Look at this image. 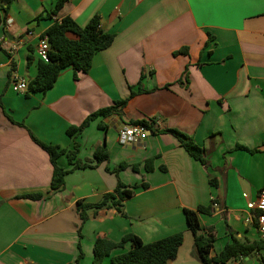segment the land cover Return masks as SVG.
<instances>
[{"label": "crops", "instance_id": "0c3cea01", "mask_svg": "<svg viewBox=\"0 0 264 264\" xmlns=\"http://www.w3.org/2000/svg\"><path fill=\"white\" fill-rule=\"evenodd\" d=\"M5 6L0 0V264H72L79 244L80 264H92L98 239L133 234L148 244L177 233L184 241L168 264H203L184 213L200 206L212 208L199 214L203 233L215 236L211 257L233 238L260 241L247 220L249 203L264 188V0H69L41 20L55 0H14L7 12ZM94 16L116 38L88 73L76 77L66 68L46 93L12 90L13 76L28 83L37 76L39 39L55 22L71 17L84 27ZM185 47L188 53H177ZM132 91L119 115L98 118L76 140L68 136L70 127ZM143 120L153 125L148 137L120 145L119 131ZM171 131L202 148L206 164ZM32 135L60 149L76 142L80 162L93 160L99 146L110 159L68 174L55 192L50 156ZM122 163L128 168L113 173ZM59 164L70 168L64 157ZM119 181L138 186L122 212L90 210L82 223L77 203L101 202ZM35 193L44 197L20 198ZM131 249L128 242L112 250L103 264ZM263 260L264 247L226 264Z\"/></svg>", "mask_w": 264, "mask_h": 264}, {"label": "trees", "instance_id": "16d2710c", "mask_svg": "<svg viewBox=\"0 0 264 264\" xmlns=\"http://www.w3.org/2000/svg\"><path fill=\"white\" fill-rule=\"evenodd\" d=\"M14 0H5L6 6L4 11L7 12ZM69 0H55V6L51 12L47 13L42 18H52L56 16L65 6ZM3 19L0 16V25ZM71 35L74 37L72 38ZM49 38L50 52L48 61L40 58L38 62L37 76L29 82L28 91L30 93H46L51 90L57 82L61 72L66 68H73L76 77L79 73H88L93 66V59L98 52L108 49L115 41V34L106 32L101 27V20L99 16H94L89 23L82 27L71 17H65L60 22H55L43 35ZM212 37L209 35L207 46L210 44ZM177 53H188V48L185 47ZM32 57H29V62ZM136 93L132 91L131 96L127 99L118 100L112 106L102 108L90 114L79 126L70 127L67 134L73 140L80 136L91 123L98 118H106L114 114H120L122 109L128 104L131 97ZM1 100V97H0ZM1 102V101H0ZM134 125H142L148 130H152V123L143 120ZM102 128V123L99 124ZM180 141L181 146L185 148L190 156L206 164L203 149L195 142L178 131H171ZM33 140L45 150L49 156L53 166V176L51 180L52 191H62L65 188L66 176L76 170L86 168H96L103 162H108L110 159L109 151L106 146H99L94 153V159L87 162H80L77 158L79 149L75 142L72 150L60 149L58 146L46 144L38 140L32 135ZM240 149L249 152L246 147L239 146ZM64 157L67 160L70 168H65L59 164V159ZM152 160L147 161L146 167L151 171ZM150 165V166H149ZM128 168L127 163H122L112 170L118 175L121 171ZM110 171V168H107ZM135 172H138L137 166L133 167ZM146 188L147 185H140ZM138 186L129 187L122 181L118 182L117 188L113 193L104 196L103 200L96 204L85 203L79 201L77 209L80 214L82 223L89 219L88 212L90 210H101L105 208H115L118 212H122L124 202L135 194V189ZM44 197L42 193L26 194L20 198L30 200H41ZM212 208L200 206L196 210L185 209V217L189 230L192 232L197 252L203 264H226L231 259H237L240 256H250L253 253L261 250L264 247V242H247L240 241L233 238L224 249L215 257H211V251L215 241L213 233L205 235L200 225L199 214H210ZM81 230V228H80ZM81 233V231H79ZM82 238V236H80ZM184 236L182 233H177L166 238L154 241L152 243L144 244L137 236L129 234L125 236L120 242H113L107 239H98L94 245V259L92 264H103L104 259L109 256L110 252L116 248H123L126 243H132V249L124 254L112 258V264H168L170 261L177 258L179 248L183 244ZM80 255L75 263L80 264L83 257L81 245L79 244ZM264 261V260H263Z\"/></svg>", "mask_w": 264, "mask_h": 264}, {"label": "built area", "instance_id": "2783aa9c", "mask_svg": "<svg viewBox=\"0 0 264 264\" xmlns=\"http://www.w3.org/2000/svg\"><path fill=\"white\" fill-rule=\"evenodd\" d=\"M37 52L41 59L48 61L50 44L47 36H42L39 39ZM28 86L29 83L25 78L17 75L13 76L11 80V88L14 92L26 93L28 91ZM147 137L148 129L142 125L126 126L118 133V140L122 146L141 143ZM249 206L253 210V213L251 219H248L247 222L256 225L259 239L264 242V188L260 190L257 200L249 203Z\"/></svg>", "mask_w": 264, "mask_h": 264}]
</instances>
